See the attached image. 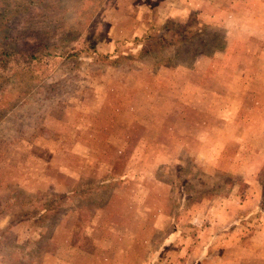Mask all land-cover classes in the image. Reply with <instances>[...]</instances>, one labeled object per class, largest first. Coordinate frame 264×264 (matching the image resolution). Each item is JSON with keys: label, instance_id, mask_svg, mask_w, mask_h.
I'll return each instance as SVG.
<instances>
[{"label": "rangeland", "instance_id": "374dc122", "mask_svg": "<svg viewBox=\"0 0 264 264\" xmlns=\"http://www.w3.org/2000/svg\"><path fill=\"white\" fill-rule=\"evenodd\" d=\"M0 264H264V0H0Z\"/></svg>", "mask_w": 264, "mask_h": 264}, {"label": "crops", "instance_id": "0c3cea01", "mask_svg": "<svg viewBox=\"0 0 264 264\" xmlns=\"http://www.w3.org/2000/svg\"><path fill=\"white\" fill-rule=\"evenodd\" d=\"M251 206L250 207H243V209L247 210V209H254V208H257V206L259 205V195L258 194H255V195H252L251 197ZM249 201H246L244 204H247Z\"/></svg>", "mask_w": 264, "mask_h": 264}, {"label": "trees", "instance_id": "16d2710c", "mask_svg": "<svg viewBox=\"0 0 264 264\" xmlns=\"http://www.w3.org/2000/svg\"><path fill=\"white\" fill-rule=\"evenodd\" d=\"M164 27H165V28L168 27V24H165Z\"/></svg>", "mask_w": 264, "mask_h": 264}]
</instances>
